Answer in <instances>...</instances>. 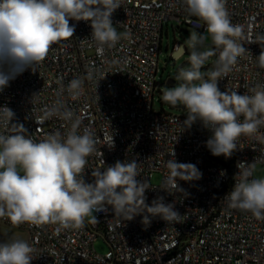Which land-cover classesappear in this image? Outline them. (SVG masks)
<instances>
[{"label":"built area","instance_id":"built-area-1","mask_svg":"<svg viewBox=\"0 0 264 264\" xmlns=\"http://www.w3.org/2000/svg\"><path fill=\"white\" fill-rule=\"evenodd\" d=\"M120 2L111 19L117 32L129 37L100 49L91 37L90 22L69 20L75 26L73 37L52 45L40 64L22 70L0 91V108L14 113L9 124L0 114V133L16 134L13 124H22L26 137L35 142L57 130L65 133L70 121L52 117L40 125L35 122L59 101L80 118L81 134L87 129L98 139L82 173L86 183H94L92 173L117 160H136L137 179L149 186L146 204L163 197L166 204L174 203L179 220L167 223L149 216L144 224L146 212L127 220L106 205L93 213L97 222L85 218L79 229L57 231L59 225L51 223L14 226L6 217L0 225L26 231L34 249L31 264H264V220L231 208L225 199L238 180L239 162L264 166V127L241 136L237 150L225 158L211 154L206 141L212 133L200 121L185 128L186 109L183 114L156 110L155 98L162 97L158 74L165 26L186 25L204 33L206 25L188 15L183 0ZM225 7L232 24L241 27L239 43L247 52L219 78L218 87L243 95L264 84V69L255 59L264 48V0H226ZM217 58L218 53L211 69ZM74 78L83 80L76 98L66 91ZM111 139L114 147L108 145ZM172 149L177 162L195 164L202 173L199 180H178L183 192L164 190ZM155 174L161 176L160 184L152 183ZM99 241L107 246L104 254L96 250Z\"/></svg>","mask_w":264,"mask_h":264},{"label":"clouds","instance_id":"clouds-1","mask_svg":"<svg viewBox=\"0 0 264 264\" xmlns=\"http://www.w3.org/2000/svg\"><path fill=\"white\" fill-rule=\"evenodd\" d=\"M225 3L226 0H183L188 15L206 25L214 48L199 50L207 36L192 31L186 41L191 49L190 67L179 69L174 79L180 83L163 88L161 99L172 106L183 105L187 110L185 128L200 121L212 133L206 141L211 154L229 158L237 150L241 136L255 135L264 127V84L250 87L243 95L234 90L222 92L218 87L219 78L227 76L247 52L239 43L241 27L232 24ZM119 7L120 0H0V91L22 70H33L40 64L52 45L73 37L75 26H70L69 20L90 22L91 37L100 49L105 45L114 47L121 38H128L130 34L117 32L111 19ZM217 53L214 67L202 72ZM255 59L264 69V48ZM82 88L83 80L74 78L66 91L76 98ZM0 114L8 124L14 117L7 107L0 108ZM52 117L70 121L68 130L63 134L59 130L49 133L40 142L26 137L22 124L12 125L16 134L0 133V218H8L14 226L51 223L59 225L57 231L79 229L87 217L97 222L92 214L110 205L115 215L126 216L127 220L146 212L144 224L149 223V216H159L167 223L179 220L181 215L174 203L166 204L163 197L154 199L151 206L146 204L149 186L137 179L140 173L136 160H117L102 172L98 169L92 173L94 183H86L82 173L87 158L96 151L98 139L87 129L81 134L80 118H74V113L59 101L44 109L35 122L40 125ZM108 145L114 147L112 139ZM169 155L172 158L166 164L165 191L183 192L178 180L202 177L195 164L177 162L173 149ZM237 168L238 180L225 199L231 208L264 220V178H252V163L239 162ZM33 252L21 239L0 243V264H30Z\"/></svg>","mask_w":264,"mask_h":264},{"label":"rangeland","instance_id":"rangeland-1","mask_svg":"<svg viewBox=\"0 0 264 264\" xmlns=\"http://www.w3.org/2000/svg\"><path fill=\"white\" fill-rule=\"evenodd\" d=\"M192 31H197L191 27L186 25H173L168 24L165 26L164 30V40L162 44V55L160 57V72L158 74V82L162 85L161 91L163 88H171L176 86L178 81L174 79L175 75L178 73L179 69L184 67H190L188 56L190 54L191 49L187 47L186 41L189 38V35ZM200 33L199 31H197ZM207 36V39L204 41L203 46H198V49L203 51L207 48H213L211 37L207 35L205 31L202 33ZM184 45L186 48V52L180 56L179 58L173 57V53L176 52L180 45ZM211 57L207 63L202 67V72H207L210 70V65L212 64ZM206 78V77H205ZM171 79L174 83L169 86L167 84V80ZM198 83V82H197ZM161 97L157 94L155 98V109L158 111H166L172 114H183L184 110L179 109V107H184L183 105L172 106L165 102L161 103ZM254 175L256 178H264V166H257L254 170ZM153 184L161 183V176L159 174H155L152 179ZM94 216V214H92ZM86 219L91 220V217H87ZM12 239H21L27 242V233L23 229H17L13 227H0V243L10 242ZM96 250L104 254L107 251V246L99 241L96 244ZM31 264V263H30Z\"/></svg>","mask_w":264,"mask_h":264},{"label":"water","instance_id":"water-1","mask_svg":"<svg viewBox=\"0 0 264 264\" xmlns=\"http://www.w3.org/2000/svg\"><path fill=\"white\" fill-rule=\"evenodd\" d=\"M186 52V48L184 47V45H180V48L176 51V52H174L173 53V57H175V58H179L180 56H182L184 53ZM174 82L171 80V79H169V80H167V84L168 85H172ZM179 109H181L182 110V108H180L179 107Z\"/></svg>","mask_w":264,"mask_h":264},{"label":"trees","instance_id":"trees-1","mask_svg":"<svg viewBox=\"0 0 264 264\" xmlns=\"http://www.w3.org/2000/svg\"><path fill=\"white\" fill-rule=\"evenodd\" d=\"M199 32L203 33L202 31H199ZM210 69H211V65H210ZM206 79H207V77H206ZM169 86H171V85H169ZM180 108L185 109L184 107H180Z\"/></svg>","mask_w":264,"mask_h":264},{"label":"crops","instance_id":"crops-1","mask_svg":"<svg viewBox=\"0 0 264 264\" xmlns=\"http://www.w3.org/2000/svg\"><path fill=\"white\" fill-rule=\"evenodd\" d=\"M2 226H6V227H12V226H9V225H0V227H2ZM14 228V227H13ZM18 229V228H17Z\"/></svg>","mask_w":264,"mask_h":264}]
</instances>
